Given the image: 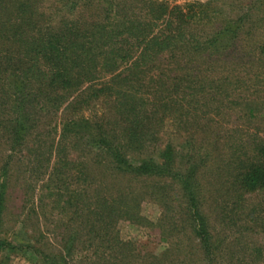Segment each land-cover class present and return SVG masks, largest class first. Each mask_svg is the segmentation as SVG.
I'll return each instance as SVG.
<instances>
[{"label":"trees","instance_id":"obj_1","mask_svg":"<svg viewBox=\"0 0 264 264\" xmlns=\"http://www.w3.org/2000/svg\"><path fill=\"white\" fill-rule=\"evenodd\" d=\"M59 1L70 9L55 19L61 8L35 14L30 0H0V138L16 151L43 118L62 110L53 129L58 135L55 150L51 145L47 154L65 153L61 142L68 139L100 156L95 167H103L104 160L115 175L175 184L206 263L213 264L215 247L198 183L201 147L175 146L167 138L156 157L152 150L167 120L176 129L194 120L218 124L226 116L224 104L249 91V80L237 75L243 68L224 66L226 73H221L207 61L220 51H231L248 16L226 19L212 35L199 39L189 31L190 24L211 19L201 3L188 2L183 12L176 5L149 2L142 18L136 12H112L113 6L101 13L99 0ZM77 6L81 10L70 14ZM256 51V61L264 69V43ZM97 104L106 106L103 119L75 118L80 108ZM254 111L249 106L248 117ZM241 153L230 163L233 183L247 193L264 190V140L252 142ZM61 158L55 163L57 177L69 165L65 155ZM83 167L78 171L81 177ZM126 200L132 197L123 192L95 198L89 235L103 242L98 233L107 232L111 219L130 216ZM3 208L0 191V215ZM38 247H23L34 255V264H67L68 249L51 255ZM17 250L21 248L0 238V253Z\"/></svg>","mask_w":264,"mask_h":264},{"label":"rangeland","instance_id":"obj_2","mask_svg":"<svg viewBox=\"0 0 264 264\" xmlns=\"http://www.w3.org/2000/svg\"><path fill=\"white\" fill-rule=\"evenodd\" d=\"M149 2L176 5L183 12L188 2L206 5L204 10L211 14V19L203 18L190 24L191 28L187 26L199 39L212 35L226 19L248 16L231 51H220L217 57L207 61H213L208 66L222 70L221 73L225 72L224 66L243 68L237 75L249 80V91L233 97V103L224 104L226 116H221L218 124L194 120L176 129L167 120V128L162 129L152 152L156 157L167 138L175 146L201 147L203 166L199 169L198 183L202 211L215 247L213 264H264V190L251 193L239 190L233 183L230 167L252 142L264 140V74H260L264 69L255 56L257 46L264 43V0H101V3L99 0L96 3L101 13L113 6L112 12L121 10L129 15L136 12L144 18L143 9ZM30 3L35 14L56 13L61 8L55 19L70 9L59 0H30ZM80 10L77 6L70 14ZM249 106L255 107L253 117L246 113ZM105 113L106 106L97 104L80 108L74 116L94 122L98 120L95 118L103 119ZM51 117L43 118L35 134L29 135L16 151L12 152L5 138H0V187L5 184L0 188L4 205L0 238L21 248L10 255L0 253V264H34V255L23 249L29 244H36L51 255L68 249L67 264H207L185 217L184 201L175 184L115 175L104 160L103 167H95L94 162L100 156L85 144L74 146L68 139L61 142L65 153L59 157L52 153L50 157L47 149L53 145L55 150L58 135H54L53 129L62 119V110ZM188 132L192 137H188ZM64 155L69 165L57 177L55 163ZM82 166L81 177L78 171ZM119 192L132 197L125 204L130 216L111 219L114 222L105 235L98 233L104 238L100 242L94 238L97 235L88 233L89 210L98 196L115 197Z\"/></svg>","mask_w":264,"mask_h":264}]
</instances>
